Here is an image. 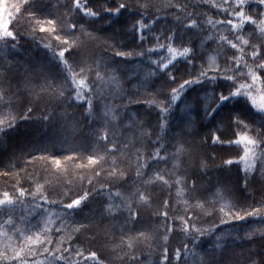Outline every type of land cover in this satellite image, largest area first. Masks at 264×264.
Masks as SVG:
<instances>
[{
  "label": "snow or ice",
  "instance_id": "obj_1",
  "mask_svg": "<svg viewBox=\"0 0 264 264\" xmlns=\"http://www.w3.org/2000/svg\"><path fill=\"white\" fill-rule=\"evenodd\" d=\"M95 4L93 7V0L57 4L0 0V137L10 136L21 123L33 118L48 124L56 120V113L47 109L36 116L37 101L45 97L70 106H86L93 122L87 145H75L63 154L47 146L37 149L40 154L30 153L24 162L23 178L14 171L19 165L12 160L0 170V177L13 180L0 188V264H144L143 249L153 245L160 249L155 264H264V196L259 201L246 197L253 201L247 203L230 200L219 189L211 199L199 195L200 177H189L185 167L191 144L176 140L172 150L165 144V133L178 111L185 118L181 124L203 127L207 121L215 122L227 108L228 115L220 126L200 136V145L213 151L203 156L197 153L199 167L206 172L210 162L218 159L221 169L235 165L243 173V190L249 187L250 176L264 177V0H200L197 6L186 0H164L162 5L151 0H95ZM199 6H207L214 14H198L195 7ZM52 8L58 11L53 13ZM153 8L154 18L149 19ZM167 9L175 10L174 20L182 27L158 32L159 13ZM129 13L134 23L128 31L138 41L134 46L101 40L95 30H90L93 24L107 21L112 25L116 18ZM189 33H206L201 48L208 42L215 45L206 59L203 53L198 57L185 39ZM25 37L50 54L51 65L36 77L42 83L27 88L29 96L13 87V74L19 65L16 58ZM89 43L107 55L97 57L88 50ZM134 58L148 65L145 94L130 96L128 103L157 111L155 132L136 119L124 124L118 109L127 105L113 103L109 107L105 103L102 113H97V98L115 99L123 92L119 69L113 68V63ZM198 58L203 61L199 65ZM165 77L174 85L167 94L149 90V83ZM31 82L28 75V84ZM199 90L205 92L203 104L199 95L189 99ZM64 117L67 126L71 118L66 111ZM216 147L235 149V155L225 158L215 153ZM161 163L166 167L160 168ZM133 165L134 179L129 182L128 171ZM46 175L64 187L59 198H53L49 191L53 181ZM24 179L29 181L28 187L23 186ZM157 185L167 189L170 197L174 191L183 209L178 206L170 217L169 200L154 207L158 197L150 189ZM98 197L103 198L102 216L121 221L118 234L107 227L102 229L104 246L114 259L89 247L97 242L95 233L87 237V244L80 240L81 235L92 232V224L74 221ZM144 211L155 217V227L151 220L148 227H136L144 223ZM202 215L219 216V223L202 227ZM240 222H244L240 232L227 236L241 251H233L226 259V236L214 233L221 224L235 226ZM252 224L256 226L245 230ZM177 229L186 239L170 254L168 242ZM207 243L210 248L205 247Z\"/></svg>",
  "mask_w": 264,
  "mask_h": 264
},
{
  "label": "trees",
  "instance_id": "obj_2",
  "mask_svg": "<svg viewBox=\"0 0 264 264\" xmlns=\"http://www.w3.org/2000/svg\"><path fill=\"white\" fill-rule=\"evenodd\" d=\"M64 3L65 0H62ZM132 0H129V3H131ZM164 0H151V3L156 5H162ZM186 2L189 5L197 6L200 5V0H186ZM95 0H93V7H95ZM193 8H189V11H192ZM195 11L199 13L207 12L208 15H213V11H209L207 6H199L195 7ZM156 12V9L153 8L150 10L148 14V18L152 19L154 18L153 13ZM174 9H167L159 13L161 15L162 19L158 21V28L162 31L166 29H176L177 27H182V25L178 26L176 21L174 20ZM125 15H131L125 14ZM119 17L116 18L115 21H118ZM100 23H102L100 27ZM116 22H114L115 24ZM113 24V25H114ZM105 32H111V28L113 25H109L107 21H101L99 23L91 25V28L98 29ZM88 27V25H86ZM161 31V32H162ZM206 33L196 34V33H189L185 36V39L187 41H190L192 46L197 51V56L199 57L201 53L204 54V59L207 58V55L212 52V49L215 47L212 42H208V44L204 45L203 48H201V39L202 36ZM112 38L120 36V35H114L111 34ZM125 35V34H124ZM127 36V43H132L136 41V39L131 36ZM24 47L22 50L33 52L35 51L39 45L37 43L31 42L29 39L25 38L22 41ZM92 49V48H91ZM203 61L201 59L196 60V64L199 65ZM43 65H38V71L40 73V70L44 68ZM51 68L50 66H47ZM183 66L181 65V74H183ZM163 82V86L170 89L171 86H174L171 84V82L167 81V77H165L163 80H154V83L158 82L160 84ZM37 83H42V81L35 80L31 83V86H35ZM153 83V82H152ZM25 88L24 90H26ZM23 90V91H24ZM165 94H167L165 92ZM25 96H29V93L25 94ZM37 111L36 116L39 117L43 113L45 109H47L50 112L56 113V120H53L51 124H48L47 122L39 123L36 122L35 118H33V121L27 122V123H21L18 126V129L11 133L8 137H0V170H4L8 164L9 160H12L14 163H18V167L14 171H19L21 174V178L24 177V173L22 171V168L24 166V162L28 159H30V153L39 155L40 153L37 151L39 148H43L47 146L48 148L52 149L54 152H59L61 154L64 153L65 149L71 148L75 145L79 144H85L87 145L90 142V133L93 128V122L90 117L86 114V106H77L75 104L73 105H67V104H61L58 101L51 100L49 101L46 97L43 100L37 101L36 104ZM143 108V117L142 122L144 124V127L151 130V131H157V124H158V113L155 109L148 108L147 105L142 106ZM65 111L68 113V117L71 119L68 121V125H65L64 120L66 119L64 117ZM98 113V111H97ZM98 126V125H97ZM75 127L76 131L73 132L72 128ZM225 148H215V153H222ZM149 151L152 149L149 148ZM235 151V149H233ZM227 158V157H225ZM222 163L221 160H216L215 163H210L209 168L207 169V174L209 175L210 179H216L217 177L221 176H229L235 177L238 180H243V173L239 171V169L233 165L231 168L225 167L223 169L219 168L218 165ZM163 163L159 165V167H163ZM134 165L133 167L129 168L128 171V179L129 182H131L134 179ZM206 175V173H204ZM39 175V173H38ZM46 179L52 180L53 184L50 186L49 191L51 192L53 198H59V195L65 190L64 187L60 184L55 183V177L52 176H45ZM13 182L11 177H0V188L6 187L10 185ZM43 182V181H42ZM23 186L28 187L29 181L24 179L23 180ZM158 189V202L157 207H160V205L165 200H169L171 203V209L169 211L170 217L175 215L174 209H173V196L174 191L172 192L171 197L169 196V192L167 189H161L160 186L157 185ZM74 191H79V189H74ZM241 191L246 194L247 197H252L256 201H259L262 196H264L263 192H258L257 189L254 187H248L247 190H243V186L241 188ZM243 193V194H244ZM249 203H252V199H248ZM55 207V206H54ZM103 213V198L98 197L97 199L93 200L90 204H88L87 207L84 208L82 212H80L78 215H76V221L77 222H86L89 224H92L94 227L92 229V232L83 234L80 236V240L83 241L85 244H87V237L95 233L97 235V242L95 244L89 245V247H92L94 250H99L103 255L108 251L104 246V233L102 231L103 228L107 227L112 232L115 231L116 227H113V225L119 226L121 221H115L107 218L106 216H102ZM144 216V223L141 225H137V228L140 227H148V221H153L152 227H155V217L154 216H148L147 213L143 212ZM201 221L205 225H210V227H214L213 225L219 223V216L216 217H208L206 215H202ZM162 223V221H161ZM96 225H99V227H95ZM129 228L132 227V225H128ZM163 229L161 228V231ZM186 239L185 234L180 233H172V236L170 237V240L168 242V246L170 249V254L174 252V249L177 247H180L182 242H184ZM239 243V242H238ZM156 245H153L152 247H145L143 249V256H144V264L147 263V259L150 261L151 264L155 263V261L160 256V251L156 250ZM158 248V247H157ZM159 249V248H158ZM233 251L239 252L241 251L240 248H237L236 245H234L232 248L228 250L226 253L228 256L232 254Z\"/></svg>",
  "mask_w": 264,
  "mask_h": 264
},
{
  "label": "rangeland",
  "instance_id": "obj_3",
  "mask_svg": "<svg viewBox=\"0 0 264 264\" xmlns=\"http://www.w3.org/2000/svg\"><path fill=\"white\" fill-rule=\"evenodd\" d=\"M46 2L50 4H57V3H62L63 1L62 0H46ZM51 11H53V13H56L58 9L52 8ZM130 17L131 15H124L122 17H119V20L115 21L116 23L115 24L113 23L114 25L112 24L113 27L111 28V32L104 33L103 31L99 30V25H98V29L90 27V30H95L96 35L101 40H108L110 43H118V46L119 45L134 46L136 43H138V41L137 40L134 41L133 42L134 44L127 43L128 37L125 36V35H128L133 38V36L128 31L131 28L132 23H134V21ZM101 25L102 23H100V27ZM161 31L162 30L158 28V32H161ZM111 34L120 35V36L112 38ZM25 38L28 39V37H25ZM148 46L149 45L147 44L145 45V47H148ZM87 48L90 52L95 53L97 57H100L102 55H105V56L107 55L106 53L103 52L102 48L98 47L96 44L89 43L87 45ZM48 56H50V54H46V51L40 46L33 52L24 51L21 49L20 56L16 58V60L19 61V65L16 66V72L13 74L14 76H16V79L13 81V87H19L22 90L24 95L27 94L28 93L27 89L26 90L24 89L31 86L28 84V75L32 76V82H34L35 80H37L36 77L39 76V71H38L39 64L42 66L44 65V66L51 67V65L48 63ZM154 58H155V55H154ZM13 63L15 65L16 61H13ZM112 67L119 69L118 75L120 76V79L122 81L123 92L120 93L118 96H116L115 99H113L111 96H106L105 99L103 100L100 98H97L96 104H97L98 114L102 113L105 103H107L109 107H111L113 103H115L116 105H127L126 108L120 107L118 109V111L123 116L124 124H127L131 119H136V120H139L144 127V124L142 122L143 112L145 111V110L143 111V108H142L144 104H136V103L129 104L128 98L134 95L143 96L145 94L144 93V87H145L144 76L147 73V68H148L147 62L145 61L142 63L140 58H134L126 63L119 64V65L113 63ZM26 73L28 75H26ZM159 82L160 84L158 82L149 83L148 84L149 90L153 92L157 90H162L164 93L165 92L167 93L170 89L163 86V82L162 83L161 81ZM31 87H35V86H31ZM138 89L139 91H137ZM208 90L211 91L210 86ZM197 95H199V97L201 98V104H203V97L205 95V92L203 90H199L198 93H191L189 99L191 100L195 98ZM178 108L182 109L183 105H179ZM227 115H228V109L226 108L223 112H221L216 117L215 122L207 121L205 122V126L203 127H201L200 125H196L195 127H189L187 123L181 124L180 122L181 119H185V118L183 116V113L178 111L176 113L177 118L171 121V127L165 133V136H166L165 144L169 147L170 150H172L171 145L175 143L176 140L183 139L184 141H187L189 142V144H191V147L189 149V151L191 152V156L190 157L186 156L184 158L186 161L185 167L189 168V173H188L189 177H192L194 174L199 175L200 178L197 181V183L198 185L202 186L200 188V192L198 193L199 195H203L211 199L213 193L217 189H219L221 191H224L225 195L228 196L230 200L241 202V201H245L247 197L246 194L241 191V188L243 186V180L242 181L238 180L235 177H231V175L217 177L216 179L214 178L210 179L207 172L202 170L197 163V160H198L197 153L203 156L207 152L213 151V148L211 147H207V146L202 147L200 145V136L207 133V131L210 128L215 129L216 127L220 126L221 121H223ZM192 119L193 120L196 119L195 113H193ZM145 143H147V141H145ZM221 154L225 155V157L227 158H232L235 155V151L233 149L225 148ZM164 167L166 166L163 165V167L161 168H164ZM167 167L170 168L171 165H168ZM204 173H206V175ZM189 182L191 181L189 180ZM251 186L257 189L258 192L264 193V177H261L259 174H256L255 179H253V177L250 176L249 177V188ZM150 190L153 191L156 197H158L157 186H154ZM157 202H158V199H156L154 203V207H157ZM246 202L249 203L248 199L246 200ZM178 206L180 207L181 210L183 209L182 204L178 205L175 199V192H174V196H173L174 214H176V209ZM145 212L147 213L148 216H152L150 211H145ZM74 221L77 222L76 216L74 217ZM69 223L73 224V227L75 226V224L73 223V220H69ZM242 223L244 222L237 223L235 226L231 224H221L220 228L216 229V233H214V235L220 234V235L226 236V247L230 249L236 244L232 242V238L230 236H227V234L233 231L240 232ZM201 226L210 227V225L207 226L205 225V222L203 223L202 221H201ZM255 226H256L255 224L246 225L245 230H248V228L255 227ZM115 231H118V226L115 228ZM173 233H180V231L179 229H177ZM208 239L210 241L212 237H209ZM205 247L210 248L211 244L207 243ZM156 250L160 251V249H158L157 247H156ZM105 256L111 259H114V257L110 256L108 251L105 253ZM227 257L228 255L225 254L226 259ZM146 264H151L148 259H147Z\"/></svg>",
  "mask_w": 264,
  "mask_h": 264
}]
</instances>
